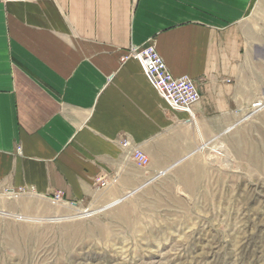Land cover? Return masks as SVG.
Listing matches in <instances>:
<instances>
[{
    "label": "crops",
    "instance_id": "1",
    "mask_svg": "<svg viewBox=\"0 0 264 264\" xmlns=\"http://www.w3.org/2000/svg\"><path fill=\"white\" fill-rule=\"evenodd\" d=\"M146 45L196 83L194 121L122 61ZM262 62L264 0H0V190L122 200L235 126L257 100L246 78Z\"/></svg>",
    "mask_w": 264,
    "mask_h": 264
},
{
    "label": "rangeland",
    "instance_id": "2",
    "mask_svg": "<svg viewBox=\"0 0 264 264\" xmlns=\"http://www.w3.org/2000/svg\"><path fill=\"white\" fill-rule=\"evenodd\" d=\"M246 79L260 110L114 207L0 190V264H264V62Z\"/></svg>",
    "mask_w": 264,
    "mask_h": 264
},
{
    "label": "built area",
    "instance_id": "3",
    "mask_svg": "<svg viewBox=\"0 0 264 264\" xmlns=\"http://www.w3.org/2000/svg\"><path fill=\"white\" fill-rule=\"evenodd\" d=\"M6 3L24 2L27 0H3ZM135 60L145 76L148 83L157 92L159 97L174 112L187 114L189 120L194 121L193 107L198 103L200 94L196 83L187 76L173 77L167 69L163 59L158 55L153 45L142 47L130 46L122 61ZM261 101L255 102L250 106V111L256 112L262 108ZM121 146L128 149V157L138 166H147L149 160L147 156L128 139H122ZM159 176L162 174L159 173ZM99 186L105 187L107 182L97 180ZM24 192H19L21 194ZM51 201L62 203L60 194H56ZM74 206L75 204H70Z\"/></svg>",
    "mask_w": 264,
    "mask_h": 264
},
{
    "label": "bare ground",
    "instance_id": "4",
    "mask_svg": "<svg viewBox=\"0 0 264 264\" xmlns=\"http://www.w3.org/2000/svg\"><path fill=\"white\" fill-rule=\"evenodd\" d=\"M232 129V127L231 128H229L228 129V131H230ZM226 133V132H225ZM123 200V199H122ZM122 200H115V201H113V202H111V203H109V204H106V205H104L103 206V208L102 209H100L99 211H102V210H106V209H109V208H111V207H114L115 205H117V204H119ZM96 212H98V210L96 211ZM96 212H91V213H84V215L85 216H89V215H92V214H94V213H96ZM1 214V213H0ZM122 214V213H121ZM3 215V214H2ZM7 215V214H6ZM62 219H64V218H62ZM34 221V220H33ZM52 221V220H51Z\"/></svg>",
    "mask_w": 264,
    "mask_h": 264
}]
</instances>
